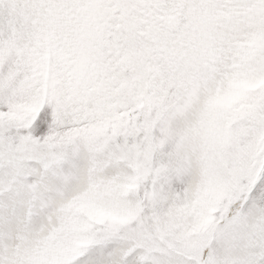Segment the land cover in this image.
I'll return each instance as SVG.
<instances>
[{
  "label": "snow or ice",
  "instance_id": "obj_1",
  "mask_svg": "<svg viewBox=\"0 0 264 264\" xmlns=\"http://www.w3.org/2000/svg\"><path fill=\"white\" fill-rule=\"evenodd\" d=\"M0 264H264V0H0Z\"/></svg>",
  "mask_w": 264,
  "mask_h": 264
}]
</instances>
